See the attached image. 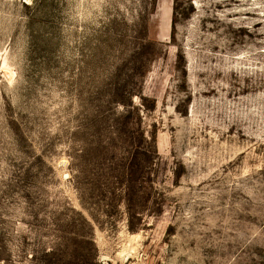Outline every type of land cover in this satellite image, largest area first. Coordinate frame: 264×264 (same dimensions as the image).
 I'll list each match as a JSON object with an SVG mask.
<instances>
[{
  "label": "rangeland",
  "instance_id": "1",
  "mask_svg": "<svg viewBox=\"0 0 264 264\" xmlns=\"http://www.w3.org/2000/svg\"><path fill=\"white\" fill-rule=\"evenodd\" d=\"M0 264H264V0H0Z\"/></svg>",
  "mask_w": 264,
  "mask_h": 264
},
{
  "label": "trees",
  "instance_id": "2",
  "mask_svg": "<svg viewBox=\"0 0 264 264\" xmlns=\"http://www.w3.org/2000/svg\"><path fill=\"white\" fill-rule=\"evenodd\" d=\"M142 155H144L145 157L147 156L148 158L151 156L150 154H148V152H146L143 149H140ZM153 155V153H152ZM133 170L134 167L133 166H126L125 167V172L123 174V181H121L120 184L122 185H127L126 189L121 191V195L122 198L125 199L126 202V206L127 209L129 211V229L131 231L135 230V223L133 222V220L135 219V214H133L132 209L134 208V201L133 199L135 198L134 196L136 195V191L134 188H132V182H134L135 180L132 179L133 177ZM126 182V183H124Z\"/></svg>",
  "mask_w": 264,
  "mask_h": 264
}]
</instances>
